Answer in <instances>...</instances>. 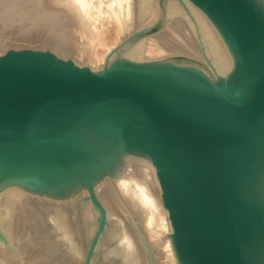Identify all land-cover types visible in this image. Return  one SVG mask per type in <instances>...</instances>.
<instances>
[{"label":"water","instance_id":"1","mask_svg":"<svg viewBox=\"0 0 264 264\" xmlns=\"http://www.w3.org/2000/svg\"><path fill=\"white\" fill-rule=\"evenodd\" d=\"M187 1L225 77L0 54V264H264V1Z\"/></svg>","mask_w":264,"mask_h":264},{"label":"rangeland","instance_id":"2","mask_svg":"<svg viewBox=\"0 0 264 264\" xmlns=\"http://www.w3.org/2000/svg\"><path fill=\"white\" fill-rule=\"evenodd\" d=\"M65 1L74 5L60 4L59 0H0V54L10 50H48L59 58L99 69L117 56L147 59L148 51L156 50L158 53L148 59L182 56L176 60L178 63L197 65L213 79L225 77L232 68V59L221 37L187 0H130L133 6L127 0ZM141 8L148 12H141ZM154 22H158L156 29L131 37L107 60L102 55L108 47L100 48L104 52L100 50L98 55L94 49L95 59L89 57L91 52L86 55L78 48L79 42L83 43L78 38L80 25L96 38L101 39L102 32L110 36L103 38L102 44L109 42L113 48L132 31ZM87 46L88 50L92 48Z\"/></svg>","mask_w":264,"mask_h":264},{"label":"bare ground","instance_id":"3","mask_svg":"<svg viewBox=\"0 0 264 264\" xmlns=\"http://www.w3.org/2000/svg\"><path fill=\"white\" fill-rule=\"evenodd\" d=\"M53 1H54V0H53ZM64 1H65V0H59V3H60V4H66V5H69V6H73V5H74L73 3H69V2L66 3V1H65V2H64ZM123 1H124V0H123ZM126 2L129 3V5L134 4L133 2L131 3L130 0H127ZM21 4H22V3H21ZM131 6H133V5H131ZM129 7H130V6H129ZM140 11L143 12V13L148 12L147 10H144V8H141ZM108 13H109V12H108ZM78 25H79V24H78ZM85 29H86V30H85ZM85 29H84V25H80V26H79L78 34L80 33V35H81L82 37H80V35H79V37L76 36V39L78 40V38H79L80 40L83 41V43L80 45V42H79V47L77 46L78 44H77V45L75 44V45H76L78 48H80L81 51H82L83 53H85L86 55H88V52H91V53H90L91 55H89V57L91 56V57H93V58L95 57V56H94L95 54L93 53V52H94V49H95V53H96V55H98V54H100V53H99V51L101 50L100 48L108 47V49L106 48L107 50H106L105 52H104V50H101L102 53L104 52V54L102 55V57L105 56V55H107V51L111 49V46L109 45L110 43H109L108 41H107L108 44H102V43H105L106 38H109L110 36L108 35L109 37H107V35L104 34V33L102 32L101 39H99L100 37L96 38V36H95L93 33H91L90 30L88 31L87 28H85ZM97 29H98V28H97ZM92 30H93V29H92ZM105 30H106V29H105ZM85 32H86V33H85ZM92 32H94V30H93ZM84 33H85V34H84ZM94 33H95V32H94ZM97 33H98V32H97ZM95 34H96V33H95ZM105 36H106V37H105ZM77 37H78V38H77ZM103 38H105V40H104ZM113 38H114V37H113ZM96 39H97V40H96ZM77 40H76V41H77ZM80 40H79V41H80ZM90 40H92V42L94 41V44L91 42L92 44L90 43L89 46L85 45V43H86V42L89 43ZM109 41H110V40H109ZM77 42H78V41H77ZM75 43H76V42H75ZM86 46H87L88 48H89V47H90V48L92 47V48L88 50L87 48H85ZM109 48H110V49H109ZM86 49H87V50H86ZM160 52H161V51H160ZM156 53H158V51H156V50H149V51H148V57L146 56L147 59L150 58L151 56H155ZM86 55H85V56H86ZM159 55H160V54H159ZM87 57H88V56H87ZM91 57H90V58H91ZM94 59H95V58H94Z\"/></svg>","mask_w":264,"mask_h":264},{"label":"flooded vegetation","instance_id":"4","mask_svg":"<svg viewBox=\"0 0 264 264\" xmlns=\"http://www.w3.org/2000/svg\"><path fill=\"white\" fill-rule=\"evenodd\" d=\"M160 2L162 1V0H159ZM148 8V7H147ZM147 10V9H146ZM157 23L158 22H154L153 24H152V27L149 29V30H147V31H145V32H143V33H141V34H139V35H142V34H146V33H148L149 31H153L154 29H156L157 28ZM135 36H137V35H135ZM172 59L171 60H173V61H175V62H177L176 60H180L181 58H182V56H178V57H171ZM166 59V58H165Z\"/></svg>","mask_w":264,"mask_h":264}]
</instances>
